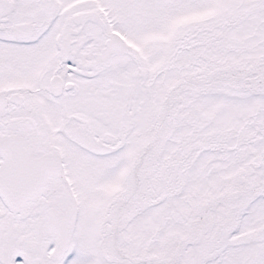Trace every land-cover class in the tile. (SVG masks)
<instances>
[{
	"label": "snow or ice",
	"instance_id": "obj_1",
	"mask_svg": "<svg viewBox=\"0 0 264 264\" xmlns=\"http://www.w3.org/2000/svg\"><path fill=\"white\" fill-rule=\"evenodd\" d=\"M0 264H264V0H0Z\"/></svg>",
	"mask_w": 264,
	"mask_h": 264
}]
</instances>
